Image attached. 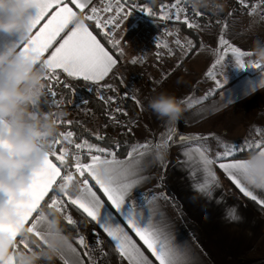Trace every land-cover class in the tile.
Masks as SVG:
<instances>
[{
    "label": "snow or ice",
    "instance_id": "1",
    "mask_svg": "<svg viewBox=\"0 0 264 264\" xmlns=\"http://www.w3.org/2000/svg\"><path fill=\"white\" fill-rule=\"evenodd\" d=\"M240 8L251 13H264V0H236ZM33 4L28 20V35L26 38L17 39L10 47L15 48L26 60L36 64L45 82L46 99L45 107H59L57 92L54 85L62 84L65 88L71 86L61 76L66 74L70 78H79L90 82L99 92L98 98L106 105L110 104L114 97H105L102 89L113 90V85L107 81V77L113 73L119 57L115 51L124 55L121 39L117 37V30L121 23L130 14L132 9L139 8L147 15H155L148 5L129 3L128 0H100L99 4L94 0H31ZM72 5V6H69ZM74 8L76 10H74ZM159 17L162 20L184 23L189 29H199L200 25L187 15V8L182 0H174L173 3H161ZM78 10V11H77ZM194 16L203 15L193 9ZM231 15V13H229ZM77 17H83L86 23H75ZM264 19V16L261 17ZM43 21V23H41ZM94 22L95 29L100 30L97 34H103V39L111 49L97 39V35L90 30L89 23ZM39 25V27H37ZM71 25V27H69ZM226 27V25H225ZM67 29V31H66ZM35 30V31H34ZM61 33H64L61 36ZM168 35H176L168 33ZM59 37V39H57ZM175 47H170L167 41L163 47L169 55L179 49L180 57H184L196 50L197 45L190 39L176 35L172 42ZM218 50L225 54L231 53L235 57L238 67H244L242 58L251 53L242 50L231 43L221 30L217 38ZM203 46V42H201ZM222 57L217 56L215 63L207 71L208 76H213L216 65ZM135 62V61H133ZM264 71L260 64L255 65ZM165 74L162 79L166 78ZM217 87H222L221 81L215 79ZM264 86V80L261 81ZM254 90V86H253ZM50 98V99H49ZM207 98V93L203 99ZM141 110L143 105L140 100L131 97ZM87 103V101H84ZM115 111L122 112L117 107ZM126 115V113H122ZM59 113L57 123L71 125L73 121L62 120L64 116ZM114 123L119 124L115 115L110 117ZM80 123V122H76ZM135 120L124 125L129 132ZM106 127V126H105ZM88 135L96 141H103L104 134L99 130H87ZM259 139L254 142L244 141V146L220 143L214 133L208 134H180L173 127H166L160 133L158 141L145 139L134 144H127V150L121 158L118 150L121 147L119 141H114L113 146H102L93 143L90 139L79 136L67 128L57 132L47 145L43 146L38 154V164L30 169L32 176L31 204L27 223L33 228L36 236H41L39 230L45 226L42 222L41 209H56L69 225H75L76 221L68 214V207L75 206L82 210L87 218L99 226L104 234L114 242V251L119 255L121 264H191L187 250L180 248L171 242L166 228L157 219L155 211L156 201L165 194L159 196L153 194L147 214L143 211L145 204L137 203L132 198L133 191L142 183L147 182L149 177L145 174L153 157L160 161L162 167L166 166L162 153L175 144H190L182 147V155L186 157L185 163L192 169L190 176L193 187L207 198L212 197L215 188L220 186V180L215 169L219 168L233 185L247 198L264 206V187L256 188L247 180V159L253 153L264 155V131L259 132ZM215 138L218 148L213 151L208 141ZM246 153V158H242ZM199 172L200 178L197 179ZM77 175L79 179H77ZM90 181L92 183H90ZM74 186L75 191H70ZM102 193L105 199L101 198ZM107 201V205H106ZM228 217L238 220L240 217L235 211H230ZM122 221V222H121ZM65 242L60 250L59 258L62 264H96L94 251L89 248L85 238L78 235L76 245L62 232ZM139 239L141 244L137 243ZM97 249L100 254L107 255L100 247L103 240L97 234ZM150 252V259L145 252ZM87 257V259H85Z\"/></svg>",
    "mask_w": 264,
    "mask_h": 264
},
{
    "label": "crops",
    "instance_id": "2",
    "mask_svg": "<svg viewBox=\"0 0 264 264\" xmlns=\"http://www.w3.org/2000/svg\"><path fill=\"white\" fill-rule=\"evenodd\" d=\"M87 23L93 34L97 35V39H100L97 34L100 30L95 29L93 22ZM155 26L156 24L147 21L135 24L131 16L122 21L116 35L121 39L124 58L106 78L113 85V92H118L119 96L126 98L135 96L142 105L161 91L174 94L181 100L185 107L182 118L176 122H167L159 118L161 122L153 132L154 141L159 140L160 133L165 131L166 127H173L180 134H196V128L218 114L252 100L264 98V86H261L264 71L255 66L258 63L264 67V62L259 60L247 62L246 66L239 67L233 73L216 70L215 79L221 81L222 87H217L213 76L206 74L210 69L211 61L204 60L196 64L192 59L193 53L185 58L164 57L155 60L156 62L151 58V63L146 65L133 60L138 57V52L141 50L146 52L149 47H153L151 39L154 36L153 31L157 28ZM171 27L177 31L180 29L178 24ZM63 34L61 33V36ZM20 38L26 37L19 33L0 32V54L6 57L0 65V87L16 91V80L10 77V73L21 70L20 64L17 63L20 61L24 65H34L36 70L33 75L37 78L24 80L19 84V90L28 94L29 98H12L16 104L15 113L8 117L0 115V151H5L14 159L25 162L22 168L16 170L17 175H13V169L8 166L0 165V180L9 181L17 188L16 193L0 191V264H16L13 251L9 250L17 241L28 250H33L31 238L52 250L58 259L53 255L50 256L55 259L56 264H62L59 253L65 237L61 233L63 232L74 245L76 243L44 211H41L42 222H45V226L39 229L41 236H36L33 228L27 223L28 215L33 210L32 176L29 170L34 169L38 164V154L42 148L36 145L31 153L21 154L15 151L12 137L20 128L19 103L23 100L28 101L45 85V82L36 64L26 60L15 48L10 47ZM179 71L184 72L179 74ZM165 74H167L166 78L162 79ZM61 79L66 80L68 84L79 81L90 85V82L70 78L66 74L62 75ZM206 93L207 98L203 99ZM137 106L140 108L139 105ZM128 112L133 115L130 110ZM142 112L146 114H141L143 119L136 118L137 122L130 132L135 142L144 140L145 131L149 130L151 124L149 119L153 112L145 103ZM96 123L106 122L96 119ZM189 146L191 145L188 143L175 144L164 150L162 153L166 163L164 167L153 157L145 173L149 179L133 191L132 198L135 199V195L138 194L144 196L141 202H138L137 198L135 200L138 204L142 202L145 204L143 211L147 214V209L151 206L147 201L151 200L152 195L159 196L161 193L166 195V199L161 197L156 201L157 219L166 228L171 242L175 243L182 252L188 251L191 264H264V206L245 197L219 168L215 171L220 186L215 188L212 197L207 198L199 193L193 187L190 176L192 169L185 163L186 157L182 155V147ZM246 165L249 184L256 188L264 187V175L258 172V169L264 168V155L254 153L247 159ZM199 178L198 172L197 179ZM98 194L105 199L102 193L98 192ZM230 211H235L240 219H230L228 217ZM68 214L75 219L83 237L89 232L96 238L99 234L100 238L104 237L110 241V238L90 218H87L82 210L70 205ZM82 215L87 218L86 223ZM133 238L142 245L134 234ZM85 241L88 245L91 243L87 239ZM111 243L114 246V242ZM145 254L154 260L150 252L146 251ZM96 257L95 253L94 260Z\"/></svg>",
    "mask_w": 264,
    "mask_h": 264
},
{
    "label": "rangeland",
    "instance_id": "3",
    "mask_svg": "<svg viewBox=\"0 0 264 264\" xmlns=\"http://www.w3.org/2000/svg\"><path fill=\"white\" fill-rule=\"evenodd\" d=\"M193 19L200 25L199 29H190V30H194L198 34L200 39V42L197 45L196 50L189 53L190 55L193 53L192 59L193 61H195L196 64H200L201 62L206 60L208 62L211 61V66H212V64L215 63L217 56H221L222 57L221 62L216 65L214 72H216V70H218V72L227 70L229 71V73H233L236 71V69L239 68L235 57L232 56L231 53L225 54L218 50L219 46L217 44V38L221 33L222 29L225 34V37L231 43H233L235 46L240 47L242 50H246L251 53L249 56L242 58L245 66L247 62L258 61L251 51L252 41L256 37L264 39V22L256 14L251 16H244L238 12H235L228 18L226 27L215 26L214 24H211L207 20L205 21V23H200L197 17ZM175 24H178L180 27L183 26L184 28H188L184 23H180V21L179 23L167 24V25H161L159 23L156 24L155 26L157 27L156 31H153L154 38L152 37L151 39L153 47H149L148 50H145L146 52H141L142 51L141 50L140 52H138L139 53L138 57L134 58L133 60L140 61L142 62L141 64L146 65L151 63V58L152 61L154 60V62H156L155 60L164 58L166 56L174 57L175 59L185 58L187 55L184 57H180L179 49H175V53L173 55H169L167 49L163 47L165 41L169 43L170 47H175L172 42L176 38V35H178L181 38L182 42L183 39L186 38L183 35L184 32L182 30L177 31L171 29L172 28L171 26ZM168 33H175L176 35H168ZM201 42H203V46H201ZM134 56L136 55L134 54ZM180 72H184V71H179V74ZM214 72H213V77H215L216 75V73ZM113 93H115L116 95L119 94L118 92H113ZM144 103L147 107L148 101ZM141 114L145 115L146 113L144 114L143 112L141 113V110L139 108L137 113L133 114L132 116L136 121V118L137 120L142 118ZM155 116L156 115L154 113L150 114L149 123L151 124H149L150 126L149 130L146 129L145 131V136L143 137L144 140L149 139L154 141L153 132L156 130V127L161 122L159 118L158 117L156 118ZM154 117L155 120H153ZM89 128H91V130L101 131V124L95 122ZM262 131H264V98L252 100V102H248L243 105L232 107L226 112H223L221 114H218L214 118H211L204 125L199 126V128H196V132L199 134L214 133L215 137L219 138L220 143H227L230 147L233 145H240V146H244L245 148L246 145H244V141L246 140L250 142L256 141L257 139L260 138L258 133ZM134 143H136L135 139L133 144ZM208 143L211 145L213 151L221 150L218 148V141L215 138H211L208 141ZM84 238L87 239L88 242H91L89 243V248L90 249L92 248L97 255L95 262L97 264H109L105 255L100 254L97 249V244H96L97 238L93 236L92 233L89 232L85 233ZM103 252H104V248H103ZM33 256H38V253L36 251H33ZM56 258L58 259V257ZM54 260L55 259H53V257H51L49 254H46L41 261H35L34 264H54L55 263Z\"/></svg>",
    "mask_w": 264,
    "mask_h": 264
},
{
    "label": "clouds",
    "instance_id": "4",
    "mask_svg": "<svg viewBox=\"0 0 264 264\" xmlns=\"http://www.w3.org/2000/svg\"><path fill=\"white\" fill-rule=\"evenodd\" d=\"M188 5L195 9H205L213 15L222 13L225 9L227 0H187ZM33 4L31 0H0V32L8 34L19 33L23 37L28 35V20L31 15ZM75 23H86L83 17H77ZM253 55L257 60L264 62V39L256 37L252 41ZM6 59L4 54H0V65ZM21 66V70L13 71L10 77L16 80L17 89L15 92L10 89L0 87V115L5 117L15 113V101L13 97L28 99V94L19 90V84L24 80L37 79L33 73L35 72L34 65H24L22 61L17 62ZM12 101V102H9ZM147 108L150 109L158 118L167 122H176L182 118L185 107L181 100L174 94L167 91H161L155 96L148 99ZM58 132V127L52 125L49 135H55ZM41 133L32 131L29 136H26L21 128H18L12 137L15 145V151L21 154L31 153L36 147V138ZM24 161L14 159L5 151H0V165L8 166L13 169V175H17V169L24 166ZM261 175H264V168L258 169ZM0 191L6 193H16L17 188L14 184L6 180H0Z\"/></svg>",
    "mask_w": 264,
    "mask_h": 264
},
{
    "label": "built area",
    "instance_id": "5",
    "mask_svg": "<svg viewBox=\"0 0 264 264\" xmlns=\"http://www.w3.org/2000/svg\"><path fill=\"white\" fill-rule=\"evenodd\" d=\"M128 2L130 4L136 3L138 5H148L153 9L155 13V15L149 16L147 15L146 12L140 11L139 8L132 9L131 14L129 16H131V19L135 24L145 21L152 22L154 24L159 23L161 25L179 23V21H176L174 18L170 21H165L160 19L159 17V12L161 11L160 9L161 3H173L174 0H163L161 3L157 4L156 6H153L150 3H140V0H128ZM182 2L184 3V6L187 8V15L189 16V18L191 19L195 17L203 18L208 22H210L211 24H214L215 26H219V27L225 26L228 21V18L235 12H238L244 16H251L256 14L264 22V19L261 18L262 16H264V13H260L259 9L257 10L256 13L250 14L249 12L240 8L236 0H227L224 11L218 15H213L205 9H200L198 11L200 13H203V15L200 16H194L193 10L188 5L187 0H182ZM253 2H255V0H253ZM94 3L99 4L100 0H94ZM229 13H231V15H229ZM69 85L71 86L70 88H65L63 87V85L61 87V84L54 85V90L58 94L57 100L60 101V106L51 107V108L45 107V99L47 95L45 85L39 88L37 93L34 96H31L30 99L28 100V103L30 104V110L28 116L32 120H35L37 118L51 119L56 125H61L60 123H57V117L59 116L60 112H63L65 115L59 117L60 119L71 120L74 121L75 123L80 122L76 124L79 126L91 127L96 122V118L91 113L89 100L81 91L74 88L71 84ZM89 86L90 85L88 84H84V87L86 89H89ZM102 92L105 97L112 96L114 97V100L110 104L106 105L98 98L99 92L95 87L96 99L103 107L106 118L108 120L107 123L101 124V132L104 134V136L109 134L119 135L120 133L128 130L126 127H124V125L129 124L131 120H134V117L128 112V109L125 106L123 100L121 99V96L119 97L118 95H116L112 91H109L106 88L102 89ZM66 95L69 96L68 101H66ZM84 101H87V103H84ZM41 102L43 103L42 105ZM117 107H119L122 110V112L115 111ZM122 113H126V115ZM112 115H115L117 117V119L119 120V124L114 123L112 121V119L110 118ZM20 128L23 130L26 136H29L32 131H38L29 124H20ZM61 131H65V129H61L59 132ZM38 132H40L41 134L36 138V145L41 148L47 145L48 141L57 134L56 133L55 135L47 136V134L43 131H38ZM76 178L79 179V176L77 175ZM69 190L74 191L75 190L74 186H70Z\"/></svg>",
    "mask_w": 264,
    "mask_h": 264
},
{
    "label": "trees",
    "instance_id": "6",
    "mask_svg": "<svg viewBox=\"0 0 264 264\" xmlns=\"http://www.w3.org/2000/svg\"><path fill=\"white\" fill-rule=\"evenodd\" d=\"M163 0H140V3H150L153 6H156L157 4L161 3ZM200 23H205V19L203 18H198ZM180 31L182 30L184 32V36L186 38H190L196 45L199 44L200 39L198 34L194 30H190L188 28H184L183 26L180 27ZM99 38L101 39L102 43H105V46L111 49V46L106 43V41L103 39V34L98 35ZM115 55L119 57L118 63H121L123 61L124 55L120 56V53L118 51H115ZM74 88L78 89L81 91L89 100V106L91 109V113L95 118L102 119L106 123L108 122L104 109L101 106V104L98 102L95 96V87H91V91L89 89H86L84 87L83 82H74L71 84ZM62 87V84H61ZM65 91V90H64ZM66 92V91H65ZM69 96L66 95V101H68ZM123 102L125 103V106L130 110L133 114H136L138 111V106L134 100L131 98H126V97H121ZM43 103L41 102V105ZM19 109H20V116L18 118L20 124H29L33 126L36 130L38 131H43L47 134V136H52L49 135L50 127L54 124L56 125L51 119H45V118H37L35 120H32L28 114L30 110V104L28 101H21L19 103ZM58 127V132L61 129H67L70 128L72 131H74L77 134V137L79 136H84L88 139H90L93 143H100L102 146H113L114 141H119L121 143V147L118 150V155L122 158L127 150V144H133L134 139L132 134L129 131H124L123 133H120L119 135H105V139L103 141H96L94 137L88 135L87 130H91L89 127L85 126H79L77 125L74 121L71 125L67 126L64 124L61 125H56ZM254 155L251 154L248 158L252 157ZM242 158H246V153ZM146 197V195H145ZM137 198V199H136ZM144 196L141 194H138L137 196L135 195V199L138 202L143 201ZM41 211L46 212L56 223L61 227V229L76 243L77 236L80 235L79 228L77 224L75 225H69L67 222L64 220V218L60 215V213L56 209H48V208H43ZM82 219L84 223H86V217L82 215ZM103 240V248H104V253L107 261L109 264H121L120 257L119 255L113 250L114 246L112 243L107 240L104 237H101ZM31 243L33 245V250L30 251L28 248L24 247L20 241L15 242L13 246L10 248L9 251H13L16 264H34L35 261H41L46 254L56 256L52 250H50L47 246L41 244L39 241L32 239L31 238ZM35 249V250H34ZM33 251H36L38 253V256H33ZM57 257V256H56ZM1 263V262H0Z\"/></svg>",
    "mask_w": 264,
    "mask_h": 264
}]
</instances>
